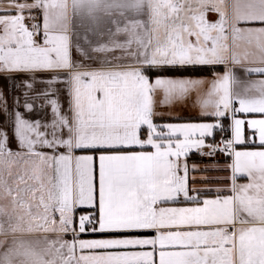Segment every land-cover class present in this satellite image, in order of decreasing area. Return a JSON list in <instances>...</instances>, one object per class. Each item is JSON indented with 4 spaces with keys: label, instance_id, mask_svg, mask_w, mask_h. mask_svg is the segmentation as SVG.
<instances>
[{
    "label": "snow or ice",
    "instance_id": "obj_1",
    "mask_svg": "<svg viewBox=\"0 0 264 264\" xmlns=\"http://www.w3.org/2000/svg\"><path fill=\"white\" fill-rule=\"evenodd\" d=\"M0 81V264H264V0H8Z\"/></svg>",
    "mask_w": 264,
    "mask_h": 264
},
{
    "label": "crops",
    "instance_id": "obj_2",
    "mask_svg": "<svg viewBox=\"0 0 264 264\" xmlns=\"http://www.w3.org/2000/svg\"><path fill=\"white\" fill-rule=\"evenodd\" d=\"M0 4L7 5L8 0H0ZM70 10V9H69ZM218 70L222 71V67H220ZM163 76H205L210 77L211 73H175V74H159ZM155 78V74L153 76ZM5 82L0 81V85H3ZM5 92L7 93V88H5ZM158 115L156 119L158 121H164V122H200L199 120V107L193 103L192 100H189L186 103H175L174 105L168 106V107H157ZM174 118H179L174 120ZM0 120H2V117H0ZM230 134V133H229ZM11 147L13 149L16 148L15 142L11 144ZM215 161L219 162V165L223 167L226 163L230 162L226 157L222 156H216L214 158ZM188 163L190 165H196L198 167H203L206 164L210 163L209 158L207 157H200L195 152H193L189 158ZM229 173L225 171L220 172H212V173H206L205 175H212L216 177L223 178L227 176ZM240 182H246V178H241Z\"/></svg>",
    "mask_w": 264,
    "mask_h": 264
},
{
    "label": "trees",
    "instance_id": "obj_3",
    "mask_svg": "<svg viewBox=\"0 0 264 264\" xmlns=\"http://www.w3.org/2000/svg\"><path fill=\"white\" fill-rule=\"evenodd\" d=\"M175 74V73H180V72H170V71H164V72H161V73H158V74ZM188 73H193V72H188ZM194 73H207V72H194ZM226 135H230L229 133H226ZM216 139H220V134L218 133L217 136H216Z\"/></svg>",
    "mask_w": 264,
    "mask_h": 264
},
{
    "label": "built area",
    "instance_id": "obj_4",
    "mask_svg": "<svg viewBox=\"0 0 264 264\" xmlns=\"http://www.w3.org/2000/svg\"><path fill=\"white\" fill-rule=\"evenodd\" d=\"M218 140H219V139H218ZM217 156H222V157H224L223 155H219V154H218Z\"/></svg>",
    "mask_w": 264,
    "mask_h": 264
}]
</instances>
